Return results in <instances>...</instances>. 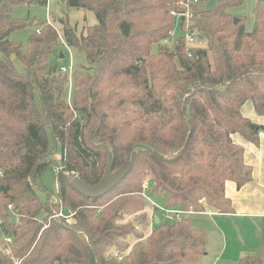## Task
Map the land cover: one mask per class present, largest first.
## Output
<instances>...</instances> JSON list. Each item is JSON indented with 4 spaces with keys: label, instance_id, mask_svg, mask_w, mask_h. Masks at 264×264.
Instances as JSON below:
<instances>
[{
    "label": "trees",
    "instance_id": "trees-1",
    "mask_svg": "<svg viewBox=\"0 0 264 264\" xmlns=\"http://www.w3.org/2000/svg\"><path fill=\"white\" fill-rule=\"evenodd\" d=\"M64 1L97 23L77 34L68 20L61 32L37 22L22 44L11 35L30 23L11 11L31 0H0V264H200L205 232L188 217L156 224L142 181L165 206L232 211L226 182L241 187L252 173L233 136L258 145L264 130L241 113L250 101L264 114V1L247 31L245 16L230 10L244 0H215L210 9L197 0L193 28L203 44L189 50L182 37L163 45L178 0ZM61 44L87 62L72 71L70 102L55 54ZM109 161L112 171L131 167L103 196L72 187L74 174L97 183ZM53 166L61 167L55 192L42 183ZM61 208L74 213L72 223L50 218ZM237 264H264L263 252Z\"/></svg>",
    "mask_w": 264,
    "mask_h": 264
},
{
    "label": "crops",
    "instance_id": "crops-1",
    "mask_svg": "<svg viewBox=\"0 0 264 264\" xmlns=\"http://www.w3.org/2000/svg\"><path fill=\"white\" fill-rule=\"evenodd\" d=\"M243 116L264 129V114L258 115L252 103L241 107ZM233 141L244 148V162L251 167V180L237 187L232 181L225 184L224 193L232 211L219 213L206 209L199 214V229L205 232V252L200 264H237L246 255L263 252L264 263V130L254 145L240 135Z\"/></svg>",
    "mask_w": 264,
    "mask_h": 264
},
{
    "label": "rangeland",
    "instance_id": "rangeland-1",
    "mask_svg": "<svg viewBox=\"0 0 264 264\" xmlns=\"http://www.w3.org/2000/svg\"><path fill=\"white\" fill-rule=\"evenodd\" d=\"M257 1H264V0H244V3L242 5L230 9L233 13L245 16L244 25H245V30L247 31H250L253 28L254 5ZM214 4H215V0H207L203 3V7L205 9H210L213 7ZM11 15L13 18L16 19H26L30 23L26 28L16 31L11 35V38L13 40L20 41L22 44L25 43L28 34L36 28L37 22H48L50 24H53L58 30V32H61V26H62L61 20L62 19L68 20L69 23L75 28L77 34H80L85 26H92L97 23L96 16L92 11L83 8L68 7L64 0H47V4H41L37 2V0H31L29 4L13 7L11 11ZM180 35H181V31L178 28H176L175 38L179 37ZM158 47L159 45L157 44L153 45L152 52H155L158 49ZM58 52H62L64 55V58L61 60V65L70 64L72 67V71L77 69L79 65L86 66L87 64L84 55L76 51L72 47L61 44L57 46V48L55 49V54ZM1 56L2 54L0 53V57ZM11 59L14 62L17 69L21 70L22 65L20 61L16 59L14 56H12ZM65 90L67 92L66 93L67 100L70 102V96L72 94V82L71 80L69 81V79ZM52 159H54L56 162H59L60 154L58 153V151L57 153L53 154ZM73 176L76 177V174H74ZM42 183L50 191L53 192L56 191V181L54 178V172L52 167H50V169H48L47 172H45V174L43 175ZM141 197L143 198V196ZM144 201L146 202L145 199ZM156 212L161 217V213L158 211ZM185 217H188L190 219V222L193 227L199 228V219H200L199 214H193L192 212L191 214H188ZM73 221L74 219L72 215L70 218H68V223H72Z\"/></svg>",
    "mask_w": 264,
    "mask_h": 264
},
{
    "label": "built area",
    "instance_id": "built-area-1",
    "mask_svg": "<svg viewBox=\"0 0 264 264\" xmlns=\"http://www.w3.org/2000/svg\"><path fill=\"white\" fill-rule=\"evenodd\" d=\"M197 4V0H178V5L180 6V9L177 10H171L170 15L173 18V28L168 32V38L163 41V45L167 47H173V45L177 42V38H175V30L178 28L181 31V35L179 37H182L186 49L189 50L190 47H198L202 46L203 44V37L193 28V6ZM48 23V22H47ZM50 24V23H49ZM65 45V44H64ZM190 56V54H188ZM60 71L64 74H66L69 78V81L71 80L72 75V67L71 65H61ZM61 169L60 166H54L53 172L56 174ZM1 175V172H0ZM58 188V185L56 183V189ZM151 188L150 183L148 180H144L142 183V190H141V196L146 200V202L151 207V214L153 215V212H160L162 219L166 221H177L184 218L186 215L191 214L190 211H185L181 208H171L168 206H165L155 200L152 199V197L149 195V189ZM8 210H12V206L8 205ZM73 215V213L66 214L64 210L61 208L58 213H55L53 217H61L66 220L70 218ZM49 218V219H50ZM1 219H0V225H1ZM5 241L8 243L10 242V238H5ZM113 256L117 259H120L121 256L118 253H113Z\"/></svg>",
    "mask_w": 264,
    "mask_h": 264
},
{
    "label": "water",
    "instance_id": "water-1",
    "mask_svg": "<svg viewBox=\"0 0 264 264\" xmlns=\"http://www.w3.org/2000/svg\"><path fill=\"white\" fill-rule=\"evenodd\" d=\"M60 59L64 58L62 52H59ZM131 167V162L127 161L122 167L119 169L112 171V163L108 162L104 173L101 179L95 184H89L84 182L78 177H74L71 181L72 187L77 190L82 195L88 198H99L103 196L107 191L116 186L120 181H122L127 174L129 173ZM8 210V207H7ZM8 217L11 223L16 221V216L14 213L8 210ZM154 222L157 224L159 222V216L154 214Z\"/></svg>",
    "mask_w": 264,
    "mask_h": 264
}]
</instances>
